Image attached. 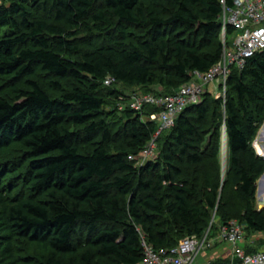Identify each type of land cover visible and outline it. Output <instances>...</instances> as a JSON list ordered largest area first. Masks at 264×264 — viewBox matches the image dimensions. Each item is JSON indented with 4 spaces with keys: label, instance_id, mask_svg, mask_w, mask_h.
Listing matches in <instances>:
<instances>
[{
    "label": "trees",
    "instance_id": "obj_1",
    "mask_svg": "<svg viewBox=\"0 0 264 264\" xmlns=\"http://www.w3.org/2000/svg\"><path fill=\"white\" fill-rule=\"evenodd\" d=\"M156 3L0 0V151L18 144L26 160L21 186L4 174L9 170L0 173V264H141L143 239L157 250L176 247L202 236L214 213L219 224L237 220L264 234V208L254 204L264 144L256 143L262 156L252 145L264 124V53L232 71L225 100L206 94L188 108L158 138V158L143 166L130 157L152 139L157 122L127 109V122L114 132L104 116L108 76L131 87L158 85L153 94L169 96L222 58L221 0ZM36 72L75 85L51 82L59 93L52 97L32 78ZM6 78L13 98L1 96ZM69 124L83 129L74 133ZM82 133L101 138L91 153L81 151ZM259 184L264 206V176ZM20 239L45 253L23 255Z\"/></svg>",
    "mask_w": 264,
    "mask_h": 264
},
{
    "label": "built area",
    "instance_id": "obj_2",
    "mask_svg": "<svg viewBox=\"0 0 264 264\" xmlns=\"http://www.w3.org/2000/svg\"><path fill=\"white\" fill-rule=\"evenodd\" d=\"M221 4L224 47L221 60L207 72H192L191 80L172 95L138 92L131 96L128 109L139 113L148 106L160 109L147 118L157 122L158 130L139 154L130 157L139 161L138 166L154 161L158 138L164 131L172 129L188 108L200 104L206 94L225 100L232 71L243 70L250 58L264 53V0H234L232 6L221 0ZM229 29H232L231 34H228ZM104 83L114 84L115 79L108 76ZM246 240L244 226L239 221L219 224L214 213L202 236L187 237L176 247L157 250L143 239L144 259L141 264H218L229 258L231 262L228 264H264V250L248 253ZM216 251L223 255L227 253V256L214 254Z\"/></svg>",
    "mask_w": 264,
    "mask_h": 264
},
{
    "label": "rangeland",
    "instance_id": "obj_3",
    "mask_svg": "<svg viewBox=\"0 0 264 264\" xmlns=\"http://www.w3.org/2000/svg\"><path fill=\"white\" fill-rule=\"evenodd\" d=\"M12 1H19V0H1L2 4H5L9 6ZM145 4L147 5L148 8H155L158 6L156 3L157 0H144ZM34 9V8H33ZM36 14L39 16H44V11L40 10H35ZM97 32L95 30H92L91 35L96 34ZM90 33L89 32H82V36H88ZM135 34H141L140 31H135ZM86 46H83V49H85ZM34 80L38 81L40 85L52 96V97H57L59 96V93L51 89V82L53 81H59L63 84L64 87L66 88H72L75 84L71 80H58L56 77L43 73V72H36V74L32 77ZM5 84L7 87L3 90L1 93V96L6 97V98H13L14 94L12 92L11 88V81L9 78H6L4 80ZM19 88L26 89V85L23 83L17 84ZM161 88L157 86H153L151 88H142L138 86H127L121 83H114L111 85H106L103 83L101 85V91L103 92L105 99H106V105L104 107V116L107 119L108 124L110 127L113 129L114 132H116L119 129L120 125H123L124 123L127 122V116H126V110L128 109V106L131 101V96L134 95L135 93L142 92L145 94H153L157 93L160 91ZM110 114V115H107ZM112 114V115H111ZM143 119L146 120L149 116V111H143ZM68 128L75 132H80L83 127L82 126H77L74 124H69ZM263 128V130L260 132V130ZM257 136L255 137L253 141V147L256 148V143L257 142H262L264 144V124L261 126ZM259 136V138H258ZM225 128H223L222 131V147H221V164L223 168V173L226 175L228 167H229V150L228 147L225 149L224 145V140H225ZM101 138L100 137H87L85 136L84 133L80 135V147L81 151L83 153H91L95 146L100 142ZM161 151V146L157 147L156 153H155V159L158 158L159 154ZM25 150L23 149L22 146L18 144H14L11 147L4 149L0 151V173L4 172L5 169L9 170L6 171L8 178L13 181L12 183H19L18 186H21L22 184L20 181L22 180L23 177V172L25 170L26 166V160H25ZM262 156V155H261ZM135 164L138 166L139 161H134ZM264 176V175H263ZM262 176V177H263ZM261 177V178H262ZM258 181V189L260 186V180ZM258 189H257V195H256V201H255V206L258 209L259 204H258ZM20 190V188H17V192ZM219 218V217H218ZM245 236L247 240H252L251 242V249L252 250H264V237L258 236L256 233L246 229L245 231ZM18 247L19 250L22 252L24 255H36L40 256L41 254H44L45 251L42 249L40 246H37L33 243L27 242L25 240H18ZM220 252V251H218ZM219 256H227V254L223 255L222 252L218 253ZM231 262V259H226L222 262H218V264H228Z\"/></svg>",
    "mask_w": 264,
    "mask_h": 264
},
{
    "label": "crops",
    "instance_id": "obj_4",
    "mask_svg": "<svg viewBox=\"0 0 264 264\" xmlns=\"http://www.w3.org/2000/svg\"><path fill=\"white\" fill-rule=\"evenodd\" d=\"M258 236H262V237H264V234H261V233H259V234H257ZM252 240H246V244H251L252 242H251ZM220 253V252H219ZM214 254H218V252L216 251ZM225 254H227V253H225ZM219 255V254H218Z\"/></svg>",
    "mask_w": 264,
    "mask_h": 264
},
{
    "label": "water",
    "instance_id": "obj_5",
    "mask_svg": "<svg viewBox=\"0 0 264 264\" xmlns=\"http://www.w3.org/2000/svg\"><path fill=\"white\" fill-rule=\"evenodd\" d=\"M225 137H226V131H225ZM255 150H256V152H257V149H256V148H255ZM257 154H258L259 156H261L258 152H257ZM262 157H264V156H262ZM263 175H264V174H263ZM263 208H264V206H259L258 209L260 210V209H263Z\"/></svg>",
    "mask_w": 264,
    "mask_h": 264
},
{
    "label": "bare ground",
    "instance_id": "obj_6",
    "mask_svg": "<svg viewBox=\"0 0 264 264\" xmlns=\"http://www.w3.org/2000/svg\"><path fill=\"white\" fill-rule=\"evenodd\" d=\"M224 147H225V149L227 148V142H226V139L224 140Z\"/></svg>",
    "mask_w": 264,
    "mask_h": 264
}]
</instances>
